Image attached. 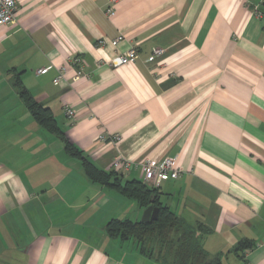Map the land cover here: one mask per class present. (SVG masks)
<instances>
[{"label": "crops", "instance_id": "obj_1", "mask_svg": "<svg viewBox=\"0 0 264 264\" xmlns=\"http://www.w3.org/2000/svg\"><path fill=\"white\" fill-rule=\"evenodd\" d=\"M108 2L17 0L16 25L0 26V264H158L106 232L145 208L90 182L64 139L122 182L144 183L145 158H173L159 202L207 228L201 245L221 264H264V0H116L111 16ZM131 48L127 65H96ZM74 56L86 75L69 85ZM16 78L63 139L36 123ZM242 240L252 247L234 253Z\"/></svg>", "mask_w": 264, "mask_h": 264}, {"label": "trees", "instance_id": "obj_2", "mask_svg": "<svg viewBox=\"0 0 264 264\" xmlns=\"http://www.w3.org/2000/svg\"><path fill=\"white\" fill-rule=\"evenodd\" d=\"M13 88L36 123L48 133L63 139L50 110L37 103L20 80L16 78ZM64 150L70 157L82 160L85 177L92 183L112 189L127 199L138 202L144 208L158 209L155 220L132 222L129 220H110L106 232L111 237L132 239L140 254L158 264H221L218 257H211L201 245V237L209 232L201 224L190 226L170 209L159 202V190L139 181L122 182L116 172L99 170L73 147L67 139L63 140ZM252 244L242 240L233 248L234 253L242 254Z\"/></svg>", "mask_w": 264, "mask_h": 264}, {"label": "built area", "instance_id": "obj_3", "mask_svg": "<svg viewBox=\"0 0 264 264\" xmlns=\"http://www.w3.org/2000/svg\"><path fill=\"white\" fill-rule=\"evenodd\" d=\"M116 0H109L110 6L106 8L105 12L108 16L113 14L112 5ZM17 0H0V26L8 27L16 25V14H17ZM122 40V36L109 42L111 46H115L119 41ZM105 41L99 40L95 43V47H104ZM153 56L158 57L162 54L160 48L153 49ZM136 58V50L131 48L126 52L117 53L108 60L99 59L96 62L97 66H107L109 68H117L134 61ZM69 64L74 68V73L72 77L68 80L69 85L75 83L80 78L86 75L84 70V63L80 57H72L69 60ZM44 69H40L37 73H44ZM65 68H62L55 79L56 83H60L65 80ZM65 116L69 119L73 118L74 111L70 107H64ZM99 139L102 142H118L120 136L118 135H101ZM137 166L141 167L143 172V182L145 185L160 189L163 182L167 180H175L179 176L178 169L175 164V160L170 157L163 158L162 160L145 158ZM112 167L116 171L128 172L131 168V163L129 160L123 158H115L112 162Z\"/></svg>", "mask_w": 264, "mask_h": 264}, {"label": "water", "instance_id": "obj_4", "mask_svg": "<svg viewBox=\"0 0 264 264\" xmlns=\"http://www.w3.org/2000/svg\"><path fill=\"white\" fill-rule=\"evenodd\" d=\"M157 214H158V209L157 208H153L152 206H148L143 211V214L141 216L140 221L141 222H148L150 220H155L156 217H157Z\"/></svg>", "mask_w": 264, "mask_h": 264}, {"label": "rangeland", "instance_id": "obj_5", "mask_svg": "<svg viewBox=\"0 0 264 264\" xmlns=\"http://www.w3.org/2000/svg\"><path fill=\"white\" fill-rule=\"evenodd\" d=\"M141 219V218H140Z\"/></svg>", "mask_w": 264, "mask_h": 264}]
</instances>
